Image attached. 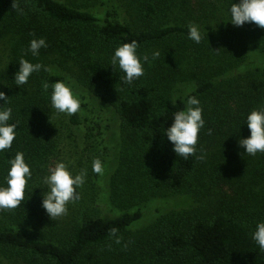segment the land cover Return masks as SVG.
Listing matches in <instances>:
<instances>
[{"label": "rangeland", "instance_id": "1", "mask_svg": "<svg viewBox=\"0 0 264 264\" xmlns=\"http://www.w3.org/2000/svg\"><path fill=\"white\" fill-rule=\"evenodd\" d=\"M64 1L87 8L98 0ZM107 1L109 9L126 21L140 27L149 25L140 21L130 0ZM228 8L229 0H168V5L159 6L153 25L197 24L203 35L201 43L188 36L174 35L140 54L147 55L149 64H155L158 71L165 74L172 71L176 75L170 86L175 98H187L204 82L215 85L210 92L193 94L200 100L205 120L198 134L203 159L196 187L189 191L158 190L150 177L143 179L132 175L130 170L119 171L120 156L126 152L120 120L108 104L96 98L80 81L73 61L53 54L45 57L43 69L63 75L82 98L79 124H73L70 115L58 113L54 108L46 110L39 104V118L54 133V145L43 160L27 161L33 176L27 185L24 206L20 212L19 207L0 209V228L16 224L30 236L55 238L82 215L141 205L147 210L146 215L117 238L119 242L116 239L93 251L86 264H159L150 235L162 215L187 213L203 218L223 208L246 212L247 221L255 219L264 201V153L250 156L238 141L250 135L243 123L245 115L264 106V92L254 90L257 72L252 70L264 64V28L254 23L242 27L223 23L229 20ZM7 15L11 14L0 12V91L5 93L0 108L27 112L35 95L34 78L19 93L6 92L3 71L19 38L8 24ZM157 51L160 55L153 58ZM147 63L142 75L146 79L150 67ZM96 158L102 162V174L92 170ZM61 160L75 173L86 172V177L77 189L79 199L69 202L65 215L52 219L41 205L42 192L46 190L43 177L50 166ZM0 264L27 263L1 250Z\"/></svg>", "mask_w": 264, "mask_h": 264}, {"label": "trees", "instance_id": "2", "mask_svg": "<svg viewBox=\"0 0 264 264\" xmlns=\"http://www.w3.org/2000/svg\"><path fill=\"white\" fill-rule=\"evenodd\" d=\"M129 4L136 8L140 21L149 25L140 27L126 21L109 9L107 0L93 1L87 8L64 0H0V12L11 14L7 15L8 24L19 34L3 71L6 92L19 93L32 78L35 84V95L29 103L31 114L20 109L11 113L9 123L16 124V137L12 147L0 153V181L6 161L17 151L25 154L26 162L34 163L47 157L54 145V133L39 118V104L46 110L53 108L51 89H44L46 82L51 85L55 80H68L42 67L27 84L18 86L14 74L21 57L43 66L45 57L55 54L76 64L80 81L120 120L126 152L120 156L119 171L130 170L143 179L150 177L158 190L189 191L197 186L201 138L196 154L185 159L176 156L163 136L164 128L172 123V114L183 108L187 99L175 98L170 92L176 75L172 71L162 73L155 64L146 62L150 66L148 78L141 76L125 84L121 80L123 73L110 65L113 50L119 44L135 40L138 53L144 54L154 44L174 35L184 38L188 25H153L159 6L168 5V0H130ZM34 37H43L47 42L38 56L27 52ZM252 70L257 72L254 90L264 92V64ZM214 86L212 82L201 83L193 94L210 92ZM70 121L78 125L79 113L70 115ZM262 206L252 221H247L244 211L223 208L203 218L187 213L162 215L150 235L154 256L159 264H264V250L252 239L256 222L264 220V201ZM146 212L143 206L136 205L131 209L88 213L55 238L30 236L16 224L5 226L0 228V251L10 252L27 264H86L93 251L128 232ZM112 229H116L115 235L110 234Z\"/></svg>", "mask_w": 264, "mask_h": 264}, {"label": "clouds", "instance_id": "3", "mask_svg": "<svg viewBox=\"0 0 264 264\" xmlns=\"http://www.w3.org/2000/svg\"><path fill=\"white\" fill-rule=\"evenodd\" d=\"M228 13V21L235 27L254 23L264 28V0H238V2L229 0ZM187 36L193 42L201 43L203 35L200 26L194 23L189 24ZM42 47H47L45 38L34 37L29 42L27 52H30L32 56H38ZM137 49L138 43L133 40L121 43L113 50L110 65L113 69L118 67L123 73L121 80L125 84H131L139 79L144 74V63L149 60L147 55L141 56ZM159 55L157 51L153 53V58ZM18 62L19 68L14 74V82L18 86L27 84L30 76L43 67L40 63H33L24 57H21ZM49 88L51 89V106L58 113L74 115L80 110V96L70 84L64 80H55L51 85L47 82L44 84L45 91ZM4 98L5 93L0 91V99ZM202 112L200 100L194 95H189L185 106L172 114V123L164 128L163 136L172 145L176 156L187 159L190 155L196 154L198 134L205 125ZM11 113L10 107L0 108V153L10 149L16 137V124L9 123ZM243 123L247 124L250 135L240 138L239 145L250 156L264 153V106L251 109L245 115ZM198 158L203 159V156ZM92 170L97 174L103 173L100 159L93 160ZM32 176L33 172L29 163L26 162L25 154L17 151L6 161V170L0 181V209L11 210L21 205L25 200L26 187ZM85 177L86 172L75 173L62 160L48 168L47 174L43 177L46 190L42 192L41 205L52 219L65 215L69 202L79 199L77 189L85 183ZM115 233L116 229H112L110 234L115 235ZM252 239L261 250H264V220L256 222ZM117 242H119L118 239Z\"/></svg>", "mask_w": 264, "mask_h": 264}]
</instances>
